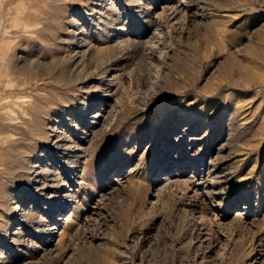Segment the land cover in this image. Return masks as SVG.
Returning <instances> with one entry per match:
<instances>
[{"label": "rangeland", "instance_id": "obj_1", "mask_svg": "<svg viewBox=\"0 0 264 264\" xmlns=\"http://www.w3.org/2000/svg\"><path fill=\"white\" fill-rule=\"evenodd\" d=\"M0 264H264V0H0Z\"/></svg>", "mask_w": 264, "mask_h": 264}, {"label": "bare ground", "instance_id": "obj_2", "mask_svg": "<svg viewBox=\"0 0 264 264\" xmlns=\"http://www.w3.org/2000/svg\"><path fill=\"white\" fill-rule=\"evenodd\" d=\"M86 116H87V113H86ZM98 118H101V115L100 114H96L94 117H93V119H98ZM178 140V139H177ZM71 148V147H70ZM79 149V148H78ZM77 149V150H78ZM80 150V149H79ZM78 150V151H79ZM85 149H83L82 151H84ZM87 150V149H86ZM89 151V150H88ZM83 153V152H82ZM86 153H88L87 151H86ZM34 168V167H33ZM46 169H45V171H47V172H49V169L47 168V167H45ZM47 185H49L46 181L44 182V184H43V187H46ZM15 212H17V208L15 209Z\"/></svg>", "mask_w": 264, "mask_h": 264}]
</instances>
